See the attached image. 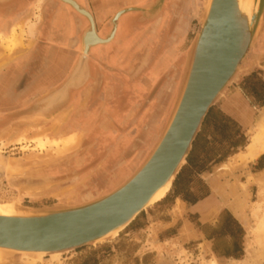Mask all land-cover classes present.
<instances>
[{"label":"rangeland","instance_id":"rangeland-1","mask_svg":"<svg viewBox=\"0 0 264 264\" xmlns=\"http://www.w3.org/2000/svg\"><path fill=\"white\" fill-rule=\"evenodd\" d=\"M39 1L23 14L21 7L0 9V205L19 203L47 210L105 196L146 161L180 94L207 0L128 3L145 8L144 12L133 14L134 24L120 42L108 46L95 61L91 58L87 82L70 90L60 104H50V98L76 68L88 22L70 9L77 23H73L77 63L60 80L37 84L49 63L28 56L35 48L28 34L35 30L36 42L48 46V34L55 29L53 15L62 5ZM36 20L39 24L33 30L30 23ZM250 65L252 71L247 69ZM262 78L264 19L248 62L214 105L220 104L225 92H232L234 106L241 101L246 105L249 144L252 137L258 143L264 132V107L247 92ZM255 168L247 169L248 178ZM7 174L18 177L8 183ZM221 182L218 186L227 199L211 224L175 206L150 209L159 200L113 238L40 258L0 259V264H264V181L254 175L250 180ZM202 186L198 184V191ZM233 210L241 214L246 235L245 250L237 260L223 256L239 253L232 241L208 240Z\"/></svg>","mask_w":264,"mask_h":264},{"label":"water","instance_id":"water-1","mask_svg":"<svg viewBox=\"0 0 264 264\" xmlns=\"http://www.w3.org/2000/svg\"><path fill=\"white\" fill-rule=\"evenodd\" d=\"M53 1L68 6L88 22L81 35L77 66L62 89L50 98V104H60L70 90L87 82L92 51L99 48L97 55L102 57L107 47L120 42L133 26V14L145 8L127 6L128 0H124L126 6L98 23L94 13L78 0ZM239 1L207 0L188 54L180 94L159 141L142 166L114 191L78 206L37 210L13 203L12 215H0V259L40 258L113 238L158 203L152 200L160 190L169 184L172 188L204 119L243 70L260 35L264 0H251L248 12L241 9ZM90 33H98L105 41L90 40ZM16 177L7 174L8 183Z\"/></svg>","mask_w":264,"mask_h":264},{"label":"crops","instance_id":"crops-1","mask_svg":"<svg viewBox=\"0 0 264 264\" xmlns=\"http://www.w3.org/2000/svg\"><path fill=\"white\" fill-rule=\"evenodd\" d=\"M30 1L33 2V0H0V9H4L6 12H8L9 9L18 11V8L13 9V7L22 4L21 13L23 14V10L29 12V6H31ZM37 1L38 0H34L33 3L35 4ZM43 1L44 0L39 1L40 5ZM78 2L83 6L92 7L94 15L98 19V23L103 22L106 18L118 11V9L120 10L123 6H126L124 0H78ZM27 3H29L28 7ZM128 3L132 4V1L129 0ZM73 15L75 14L71 13L68 6L59 5L57 7L52 20L55 29L51 34H48V46L41 44V41L38 43L36 42L39 38L38 33H36L34 29H36L39 24V20L30 23L34 32L28 34V40L31 41V45L35 48L27 54L28 56H37L49 63L47 71H44L45 73L43 76L37 79V84L43 83L47 85L51 81L55 82L56 80H60L67 72H70L77 63L78 51L75 49L77 45V25H73V23H77ZM80 21L83 22V20ZM98 51L99 48H95L92 51V59H94V61L99 56L97 55L99 53ZM247 69L248 71H252V65ZM262 81H264V78H262ZM232 97V92L231 94L225 92L224 98H222L218 107L223 111L224 115L238 125L239 130L234 141H240L239 144L227 148L224 147V151H219L218 156L209 163L204 164V166L202 163L197 164L196 162L189 164L188 158L192 150L191 148L187 163L183 166V168L186 167L184 173L178 178L183 170L182 168L176 178V180H180V185L176 186L174 183L165 198L150 209L159 211L163 208H169V206H175L184 209L192 215H196L198 220L202 221V223L211 224L216 217H220L223 206L222 202L227 199V197L223 195L221 187L218 186V184H222L221 180H250L254 175L257 177V180H264V151L260 152L255 157H250L253 149L259 147V145L255 142L254 137H252L251 144L248 143V121L250 118H248L246 114V105L241 101L239 106H234L232 104ZM207 156L209 155L204 156L201 154V158ZM253 167L256 168L254 171H250V176L248 178L246 176V174L249 173L247 169ZM217 180H220L219 183H217ZM199 183L203 185L200 191H198ZM226 183L227 182H225V184ZM229 199H231V196ZM232 199H235V197H232ZM187 200H191L193 203ZM174 214L179 217V214L175 212ZM230 217L232 218V222L236 223L233 229L231 230L230 227L229 231L222 233V226H220L215 230L216 232L214 235L208 237V240L219 241L220 239L227 238L232 241L233 250H235L236 244H238L242 250L239 257L230 256L232 255L230 253L223 255L226 258L230 257L237 260L241 258L245 250V227L241 220V214L233 210ZM238 228H240V232Z\"/></svg>","mask_w":264,"mask_h":264},{"label":"trees","instance_id":"trees-1","mask_svg":"<svg viewBox=\"0 0 264 264\" xmlns=\"http://www.w3.org/2000/svg\"><path fill=\"white\" fill-rule=\"evenodd\" d=\"M248 82L250 84L252 83V80L249 79ZM247 92L258 104H260V106L264 107V81L258 80L252 87H250V89H248ZM238 130V125L224 115L223 111L218 106H213L203 121V125L194 140L188 158L189 164L196 162L197 164L202 163L204 166V164L215 159V157L218 156L219 151H224V147L227 148L238 145L240 141H234ZM201 154L209 156L201 158ZM185 168L186 167L183 168L178 178L183 175ZM175 185L179 186L180 180H176ZM238 230L240 232V228H238ZM235 250L239 251V253L230 256L239 257L242 250L238 244H236Z\"/></svg>","mask_w":264,"mask_h":264},{"label":"bare ground","instance_id":"bare-ground-1","mask_svg":"<svg viewBox=\"0 0 264 264\" xmlns=\"http://www.w3.org/2000/svg\"><path fill=\"white\" fill-rule=\"evenodd\" d=\"M240 7L243 11H250L251 6H252V1L251 0H240ZM119 10V9H118ZM122 11V10H121ZM120 12V11H119ZM71 33V32H70ZM90 40L92 41H96V42H103L105 41L102 37H100V35H98V33H90L89 35ZM2 57V55H0V58ZM1 60V59H0ZM3 65V62L0 61V66ZM262 127V126H261ZM258 145L259 147L254 148L250 157H255L257 156L260 152L264 151V132L261 133L260 138L258 139ZM12 175V174H11ZM13 176H18V175H12ZM264 181V180H263ZM170 190V184L167 185L165 188H163L162 190H160L156 196L154 197V199L152 200V203H155L157 201H161L164 196L167 194V192ZM13 205V204H12ZM12 205H0V215H12L15 208L12 207ZM59 254V253H56ZM250 257V261L251 259H253L252 255H249ZM244 264H250L249 261H244Z\"/></svg>","mask_w":264,"mask_h":264},{"label":"flooded vegetation","instance_id":"flooded-vegetation-1","mask_svg":"<svg viewBox=\"0 0 264 264\" xmlns=\"http://www.w3.org/2000/svg\"><path fill=\"white\" fill-rule=\"evenodd\" d=\"M36 1V0H35ZM32 1H30V4H32L33 2H34V0H33V2L31 3ZM28 5H29V3H27V7H28ZM22 4H19L17 7L15 6V7H13V9H15V8H22ZM26 6V5H25ZM20 8V9H21ZM253 69H254V67H252ZM256 68V67H255ZM41 183H38V185H40ZM188 202H190V203H193V202H191V200H187ZM231 216V212L230 211H228L227 213H226V219H225V221H224V224H223V226L221 227V230H222V233L223 232H225V231H229V229H230V227H232V226H234V225H236V223H233L232 222V218L230 217ZM226 225V226H225ZM230 225H232V226H230ZM237 225H238V223H237ZM228 227V228H227ZM236 227V226H235Z\"/></svg>","mask_w":264,"mask_h":264}]
</instances>
